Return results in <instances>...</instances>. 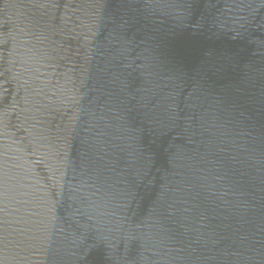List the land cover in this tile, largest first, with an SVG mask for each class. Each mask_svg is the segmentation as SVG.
<instances>
[{"label": "water", "instance_id": "1", "mask_svg": "<svg viewBox=\"0 0 264 264\" xmlns=\"http://www.w3.org/2000/svg\"><path fill=\"white\" fill-rule=\"evenodd\" d=\"M0 264H264V0H0Z\"/></svg>", "mask_w": 264, "mask_h": 264}]
</instances>
